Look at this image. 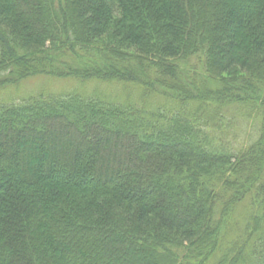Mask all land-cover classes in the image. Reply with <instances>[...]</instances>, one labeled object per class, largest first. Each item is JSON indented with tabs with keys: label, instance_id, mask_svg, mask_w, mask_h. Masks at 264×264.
Returning a JSON list of instances; mask_svg holds the SVG:
<instances>
[{
	"label": "trees",
	"instance_id": "1",
	"mask_svg": "<svg viewBox=\"0 0 264 264\" xmlns=\"http://www.w3.org/2000/svg\"><path fill=\"white\" fill-rule=\"evenodd\" d=\"M38 76L137 96L0 97V264H264V0H0Z\"/></svg>",
	"mask_w": 264,
	"mask_h": 264
},
{
	"label": "rangeland",
	"instance_id": "2",
	"mask_svg": "<svg viewBox=\"0 0 264 264\" xmlns=\"http://www.w3.org/2000/svg\"><path fill=\"white\" fill-rule=\"evenodd\" d=\"M80 90L84 93L98 92L107 98L124 101L127 97L135 98L134 90L126 91L117 84H106L96 80L79 81L72 78H44L43 76L34 77L28 80L20 81L15 86H10L0 91V97L10 98L18 95L51 93L54 95L71 92V90ZM162 103L161 100H159ZM256 120V119H255ZM241 119L236 121V129ZM241 206L238 211L241 210ZM230 237V236H229Z\"/></svg>",
	"mask_w": 264,
	"mask_h": 264
}]
</instances>
